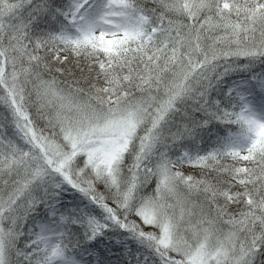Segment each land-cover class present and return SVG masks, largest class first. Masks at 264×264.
Returning a JSON list of instances; mask_svg holds the SVG:
<instances>
[{"label":"snow or ice","instance_id":"6c2138e0","mask_svg":"<svg viewBox=\"0 0 264 264\" xmlns=\"http://www.w3.org/2000/svg\"><path fill=\"white\" fill-rule=\"evenodd\" d=\"M0 264H264V0H0Z\"/></svg>","mask_w":264,"mask_h":264}]
</instances>
